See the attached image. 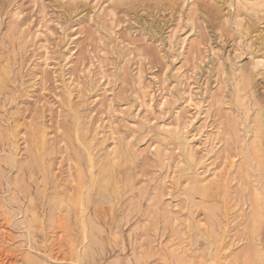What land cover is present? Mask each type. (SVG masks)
Returning <instances> with one entry per match:
<instances>
[{"label": "rangeland", "instance_id": "374dc122", "mask_svg": "<svg viewBox=\"0 0 264 264\" xmlns=\"http://www.w3.org/2000/svg\"><path fill=\"white\" fill-rule=\"evenodd\" d=\"M262 2L0 0V264H264Z\"/></svg>", "mask_w": 264, "mask_h": 264}, {"label": "bare ground", "instance_id": "6f19581e", "mask_svg": "<svg viewBox=\"0 0 264 264\" xmlns=\"http://www.w3.org/2000/svg\"><path fill=\"white\" fill-rule=\"evenodd\" d=\"M264 1V0H263ZM262 2V0H261ZM257 3V2H256ZM264 4V2H262ZM262 4V7L264 6ZM260 5V4H259ZM259 5L257 7H259ZM261 6V5H260ZM256 7V6H255ZM264 56V55H263ZM252 87V86H251ZM257 114V113H256ZM262 118V117H261ZM254 128V127H253ZM254 130V129H253ZM75 133V131H74ZM253 139L254 142L257 143V152L260 153V162L258 164V168L260 170V172H262L261 174H263V180H264V122L259 118V121L257 123V127L255 129L254 135H253ZM186 144V143H185ZM255 145V146H256ZM186 146V145H185ZM92 157V155H91ZM190 157V155H189ZM93 158V157H92ZM120 158V157H119ZM94 159V158H93ZM91 161V160H90ZM95 162V161H93ZM120 164V163H119ZM92 165V164H90ZM101 165V164H100ZM99 165V166H100ZM113 166V165H112ZM103 167V166H101ZM106 168V167H104ZM89 170V169H88ZM87 170V171H88ZM114 171V169H113ZM92 172V171H91ZM93 176V175H92ZM112 177V175H111ZM93 179V178H92ZM91 179V180H92ZM201 189V188H200ZM199 189V190H200ZM201 191V190H200ZM199 191V192H200ZM87 192V191H86ZM202 194V193H201ZM255 199H254V215H253V220H254V224L256 226L260 225L262 223V221L264 220V198L262 197V195L255 190ZM253 196V197H254ZM70 198V197H69ZM81 208V207H80ZM71 232V231H69Z\"/></svg>", "mask_w": 264, "mask_h": 264}]
</instances>
